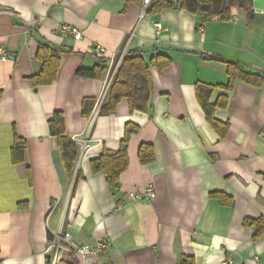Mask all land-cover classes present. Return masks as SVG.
Listing matches in <instances>:
<instances>
[{
	"label": "crops",
	"instance_id": "obj_1",
	"mask_svg": "<svg viewBox=\"0 0 264 264\" xmlns=\"http://www.w3.org/2000/svg\"><path fill=\"white\" fill-rule=\"evenodd\" d=\"M250 1L229 20L201 24L187 9L150 14L124 0H0V47L7 52L0 58V264H48L50 236L60 232L77 245L111 242L87 257L92 264H181L184 256L195 264H264V233L255 237L256 228L245 223L264 217V85L237 80L226 91L227 64L203 56L264 74V0ZM63 25L82 37L63 34ZM40 44L58 51L60 67L53 83L37 86ZM136 50L149 63L158 54L171 58L162 71L151 65L149 110L132 111L123 99L113 114L94 117L93 108L85 117L83 100L97 101L110 65L119 69ZM101 58L109 65L103 79L77 74ZM198 83L215 87L213 103L228 95V106L214 112L229 124L225 136L207 120ZM59 111L68 135L90 145L85 153L76 141L72 175L49 129ZM129 124L139 131L130 138L129 166L111 188L91 162L105 149L119 150ZM16 134L27 143L17 164ZM142 144L154 146V162L141 163ZM149 186L152 197L132 198ZM71 259L78 262L69 253L57 264Z\"/></svg>",
	"mask_w": 264,
	"mask_h": 264
},
{
	"label": "trees",
	"instance_id": "obj_2",
	"mask_svg": "<svg viewBox=\"0 0 264 264\" xmlns=\"http://www.w3.org/2000/svg\"><path fill=\"white\" fill-rule=\"evenodd\" d=\"M125 5L135 2L143 5V0H124ZM250 0H154L148 7L147 12L157 14L167 8L187 9L195 14L201 24L213 20H229L236 8L248 7ZM207 60H219L225 62L228 68L229 83L223 86L226 91H231L237 80L254 87H263L264 74L249 72L243 69L238 63L227 62L216 55H203ZM37 58L43 63V67L33 79L37 86L53 83L60 67L59 53L49 45L40 44ZM171 63L168 55L158 54L151 62H147L140 50L132 51L123 59L114 81L110 87L108 100L102 105L99 115H110L116 112L117 105L123 100L128 99L132 111H148L152 94V79L150 68L156 66L160 71L164 70ZM109 65L108 60L101 58L93 68H80L77 74L94 79H103ZM215 87L206 83H198L196 86L197 98L201 104L207 120L221 135L225 136L229 130V124L217 120L214 116L217 107L225 108L229 104V97L226 94L220 95L218 100L211 101ZM96 103L95 98H85L83 100L82 113L89 117ZM50 133L56 136L62 151L63 161L67 172L72 175L79 157L80 147L77 142L68 135L65 115L59 111L49 121ZM139 127L132 124L127 125L126 136L121 142V147L117 151L105 149L101 155L92 160L91 167L94 174L104 173L111 188H117L122 173L129 166V142L131 135L137 133ZM27 149L26 140L16 134L14 146L12 148L13 163L25 161ZM156 158L155 148L152 144H142L139 149V159L142 164H150ZM80 177V171L77 174ZM222 203L230 204L231 199L221 193H213ZM246 224L256 228L255 237L264 233V217L257 220H246ZM52 239V236H50ZM1 251V248H0ZM48 264H51L49 259ZM181 264H195L192 256H184Z\"/></svg>",
	"mask_w": 264,
	"mask_h": 264
},
{
	"label": "built area",
	"instance_id": "obj_3",
	"mask_svg": "<svg viewBox=\"0 0 264 264\" xmlns=\"http://www.w3.org/2000/svg\"><path fill=\"white\" fill-rule=\"evenodd\" d=\"M153 1L154 0H143L144 11L148 9L149 5ZM158 27L161 28V25L158 24ZM61 32L66 35L68 34L73 35L76 40H79L82 37L81 31L67 25L62 26ZM96 51L101 55H104L106 53L105 49L103 48H97ZM0 58L1 59L7 58V52L4 47H0ZM117 70H118V63L115 65L112 63L106 75L103 91L95 103L94 111H93L94 117L99 115L100 109L107 96L109 88L111 87L114 81ZM74 140L81 145V148L85 153L90 148V145L87 141L80 140L78 137L74 138ZM153 195H154V188L152 186H149L142 191H136L131 193L132 198L135 200H142L145 197L150 198ZM111 246L112 243L107 241H99L95 247L77 245L73 242L72 237L69 233L60 232L51 239L48 251L52 253L51 264H57V262L62 256H64L65 254L67 255L69 253H73L75 257L78 259V262H75L74 259H71L70 262L72 264H92L87 260V257L99 256L105 250L109 249ZM223 264H228V263L227 261H225Z\"/></svg>",
	"mask_w": 264,
	"mask_h": 264
},
{
	"label": "rangeland",
	"instance_id": "obj_4",
	"mask_svg": "<svg viewBox=\"0 0 264 264\" xmlns=\"http://www.w3.org/2000/svg\"><path fill=\"white\" fill-rule=\"evenodd\" d=\"M254 1V0H253Z\"/></svg>",
	"mask_w": 264,
	"mask_h": 264
}]
</instances>
